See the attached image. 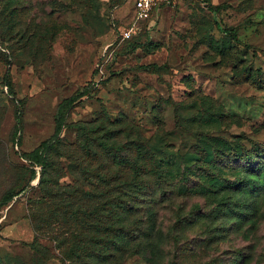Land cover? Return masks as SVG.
I'll list each match as a JSON object with an SVG mask.
<instances>
[{"label":"rangeland","instance_id":"374dc122","mask_svg":"<svg viewBox=\"0 0 264 264\" xmlns=\"http://www.w3.org/2000/svg\"><path fill=\"white\" fill-rule=\"evenodd\" d=\"M84 88L59 140L36 158L59 105ZM79 124L100 136L115 129L121 144L139 134L165 146L160 176L150 177L152 232L147 198L134 214L104 219L128 230L124 239L77 214L107 190L96 169L122 179L114 183L128 175L90 151L93 134ZM209 137L264 150V0H173L139 22L134 0H0V202L17 194L0 207V264H264V186L223 187L258 173L264 154L212 161L201 148ZM71 248L78 258H68Z\"/></svg>","mask_w":264,"mask_h":264},{"label":"trees","instance_id":"16d2710c","mask_svg":"<svg viewBox=\"0 0 264 264\" xmlns=\"http://www.w3.org/2000/svg\"><path fill=\"white\" fill-rule=\"evenodd\" d=\"M217 10L218 8L213 9V11ZM216 26L223 34L232 38L233 40H237V31L235 29L220 28L218 24ZM143 69L152 71L156 70L157 68L153 65H150L143 67ZM5 81L10 87L11 82L8 71L5 75ZM86 95L87 89L84 88L77 91L73 96L64 100L59 105L55 115V130L53 138L49 142H45L40 145L36 153V158H43L48 153L51 144L54 141L59 140V135L62 129L65 127V117L67 110L70 109L75 104V102L81 98H84ZM15 120L16 131H19L21 126L20 112L16 113ZM75 127L81 134H84L85 131H89L88 129H90L89 132L93 134L90 139H88L92 142V144L90 143L89 146L90 151L97 149L101 152H104L105 156H107V158L111 161V167H119L120 173L125 172L128 174L127 177L123 179V183H114L115 181L118 182L122 179L115 175L111 176V178H108L103 169H96L93 173L95 180L100 183L101 188H106L107 190L104 192L97 191V194H95L94 200L98 202L97 206L87 212H81L78 210L77 214L87 217L91 216L94 218L97 221L93 227L95 232L102 233L103 231H107L111 232V234L118 239H124L128 237L129 231L124 229V227H115L113 224H111V226H104L102 224L104 219L110 217L113 219H119L123 214H134L138 209L137 203L142 202L145 198H147L148 201L146 207L148 210L146 211V214H148L149 223L152 225L150 228V231L152 232L155 229V220L152 209L154 208L153 204L156 202L155 196L157 191L153 186L150 177L160 176L158 172V162L160 163L165 156V154H163L165 146H163L159 141L144 140L139 134L136 141L134 140L126 144H121L117 140V135L119 133L115 129H111V131L106 132L107 134L105 133L104 135L100 136L98 133L101 132V128H88L87 124H79ZM201 148L205 157H211L212 161H214L215 158H220L226 162L230 160L237 161L244 158H259L262 154H264V150L258 148L253 151H245L244 148H241L237 145L234 146L230 142L220 137H209L208 139H205ZM255 154H257V156ZM191 158L192 159L190 160H193L194 157ZM79 169V167H76L73 169V171L77 172ZM255 170H257L258 173H248L244 177L238 178L233 182L225 181V185H223L224 190H231L235 187H238L242 191L247 192L252 191L254 188H262V186H264L263 160L258 162ZM86 171H84V176L90 175V173ZM214 182L215 184H220L218 180H215ZM215 187L218 188L217 185H215ZM215 191L219 192L220 189H216ZM83 194L85 196L92 195L85 192H83ZM16 195L17 194L12 191L7 192L0 202V207L8 205ZM203 195H205V193ZM51 198H56V195H52ZM223 205L227 206L229 209L232 208V210L235 208L233 201L225 200V202L220 203V206ZM85 222L86 221H84V223ZM101 240L107 243L111 242V239L103 238ZM151 240L152 238L149 239L147 245L151 246L153 249L154 242L151 243ZM102 241H99L98 243L100 246H102L104 243ZM32 249L35 252L38 250L35 247H32ZM70 256L78 258L80 255L77 250L71 248L68 251L69 259L71 258Z\"/></svg>","mask_w":264,"mask_h":264},{"label":"built area","instance_id":"2783aa9c","mask_svg":"<svg viewBox=\"0 0 264 264\" xmlns=\"http://www.w3.org/2000/svg\"><path fill=\"white\" fill-rule=\"evenodd\" d=\"M173 0H134V19L136 21L149 20L154 11L170 4ZM135 27L124 32V38H130Z\"/></svg>","mask_w":264,"mask_h":264}]
</instances>
